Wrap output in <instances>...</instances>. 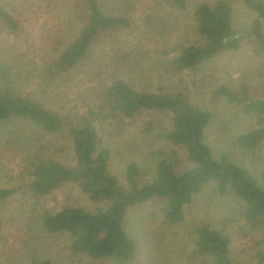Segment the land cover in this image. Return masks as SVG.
Here are the masks:
<instances>
[{
    "label": "trees",
    "instance_id": "16d2710c",
    "mask_svg": "<svg viewBox=\"0 0 264 264\" xmlns=\"http://www.w3.org/2000/svg\"><path fill=\"white\" fill-rule=\"evenodd\" d=\"M2 1L8 3L0 0V30L20 34V21ZM166 1L171 13L180 16L172 28L157 29L168 22L156 21L158 18L150 15L160 10L154 6L146 15L148 28L141 37L104 49L102 43L109 35L139 31L134 15L140 10L134 8V1L110 0L115 6L111 10L105 7L106 0L18 2L19 6L25 5L21 6L23 15L56 12L58 21L53 18L56 26L65 31L61 34L59 30L57 35L47 37V57L42 62L45 73L37 84L41 95L32 90V72L28 65L15 55L3 53L0 45V126L26 123L39 133L38 139L11 132L0 134V143L12 146L23 161L31 162L27 168L30 182L17 188H0V203L19 193L23 197L32 195L43 199L64 187H78L95 209L66 205L58 212L45 214L42 226L49 234L68 236L70 252L93 262H134L139 243L134 229L133 232L128 229L129 212L155 203L160 207L156 217L161 216V225L178 226L185 221L194 198L208 185H215L221 196L230 195L242 203L251 229H264V173L261 179L249 170V167L257 169L262 161L264 98L255 97L248 85L239 90L228 86L216 90L217 100L224 101L236 116L241 115L250 123V128L239 134L229 150L217 158L206 142L214 114L193 103L190 91L168 90L160 85L155 90L147 86L138 88L126 77L128 73H136L143 59L152 54H157L152 58L154 64L170 77L200 72L204 64L222 53L237 52L244 42L251 43L256 54L264 55V0H242L257 18L241 29L234 25V11L228 0ZM188 18H191L190 26ZM184 25L189 32L183 30ZM193 27L198 36L195 41L190 36ZM83 69L90 85L85 106L73 108L65 102L67 107L56 108L58 101L51 104L46 91L63 80L57 84L60 88L66 76H74ZM144 112L168 115L170 130L165 139L186 152L192 167L178 174L167 160H161L153 179L141 183V172L133 163L127 169L126 184H123L110 170L113 154L104 141L106 128L115 122L135 120ZM61 134L72 145V166L45 151L47 138ZM231 247L230 235L208 224L198 227L195 257L209 264H234ZM30 264L53 262L34 257ZM257 264H264V254H258Z\"/></svg>",
    "mask_w": 264,
    "mask_h": 264
},
{
    "label": "rangeland",
    "instance_id": "374dc122",
    "mask_svg": "<svg viewBox=\"0 0 264 264\" xmlns=\"http://www.w3.org/2000/svg\"><path fill=\"white\" fill-rule=\"evenodd\" d=\"M6 1L8 3L2 1V4L20 21L22 32L11 35L0 30L1 50L3 53L5 51L19 57L28 65L32 72V90L41 95L37 84L41 74L45 73L42 62L47 57V37L49 34L57 35L59 30L61 34L65 31L56 26L53 19L58 21L56 12L41 16L27 13L23 15L21 6L25 5H17L21 0ZM131 1L135 2L134 8L136 6V9L140 10L134 15L139 31L113 33L105 38L102 48L141 37L148 28L146 15L154 6H159L160 10L156 13L151 12L150 15L154 14L158 18L157 20L155 17L156 21L168 22L167 25H159L157 29L161 31L167 26L172 28V24L180 18L178 13H171L166 0ZM228 1L234 11L236 28H244L257 18L244 6L242 0ZM105 7L111 10L115 6L110 0H106ZM187 22L189 26L192 25L191 18H188ZM184 29L185 32L190 31L185 25ZM192 30L190 36L195 41L198 36L194 27ZM152 55L143 59L139 68L135 69L136 73H128L127 79L138 88L147 86L150 90H155L160 85L168 90L172 88L190 91L193 103L214 114L206 142L218 158L221 152L229 150V145L234 143L239 134L250 128V123L241 115L236 116L224 101L217 100L215 92L222 86L239 90L241 86L248 85L255 97L264 98V55L256 54L253 45L244 42L240 50L218 55L204 64L200 72H188L178 77L167 76L152 60L157 54ZM33 64H36V69H33ZM84 70L76 72L74 76H66L65 84L60 88L58 85L63 80L46 91V97L51 104L54 100L58 101L56 108L60 110L67 107L65 102L73 108L85 106L89 94L87 87L90 85L85 79ZM118 123L120 122L106 128L104 141L113 154L111 173L118 176L123 184H126L127 169L133 163L141 172L139 179L141 183L153 179L157 164L161 160H167L178 174L192 167L186 152L182 148H175L165 139V134L170 130V121L166 113L144 112L135 120L126 119L124 123ZM9 132L34 139L39 137L38 130L26 123L13 122L0 126L1 135ZM44 145L45 151L58 161L65 165H74L72 145L66 136L61 134L57 137H48ZM260 155L262 161L257 165V169L249 167V170L262 179L264 148ZM30 163L23 161L22 155H19L12 146L0 143V188H17L30 182L31 178H28L27 173ZM66 205L87 210H94L96 207L76 186L64 187L43 199H37L32 195L23 197L19 193L5 203H0V264H30L34 257L49 259L53 264H113L93 262L82 256H75L70 252L68 236L49 234L44 230L42 226L44 215L58 212ZM159 209V205L153 203L138 206L129 212L128 229L132 232L134 229L139 243L137 259L130 264H209L194 254L196 231L204 224L230 235L234 264H257L258 254H264V229H251L244 217L242 203L233 196H221L217 193L215 185H208L194 198L186 211L185 221L178 226L163 227L161 216L156 217Z\"/></svg>",
    "mask_w": 264,
    "mask_h": 264
}]
</instances>
